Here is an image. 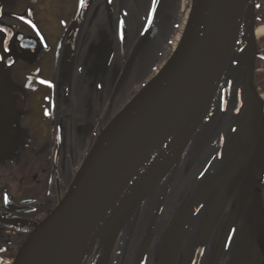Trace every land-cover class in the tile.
<instances>
[{"label": "flooded vegetation", "instance_id": "af4514ba", "mask_svg": "<svg viewBox=\"0 0 264 264\" xmlns=\"http://www.w3.org/2000/svg\"><path fill=\"white\" fill-rule=\"evenodd\" d=\"M152 4L0 0V264H15L54 194L81 168L88 144L165 61L177 12L166 18L159 0L149 22ZM250 90L251 105H235L225 121L212 103L193 132L171 131L97 229L92 264H192L196 252L199 264H264V246L254 240L258 209L264 220V109ZM256 106L260 129L250 115ZM230 159L232 168L210 183ZM230 170L225 204L213 219Z\"/></svg>", "mask_w": 264, "mask_h": 264}, {"label": "water", "instance_id": "95a60500", "mask_svg": "<svg viewBox=\"0 0 264 264\" xmlns=\"http://www.w3.org/2000/svg\"><path fill=\"white\" fill-rule=\"evenodd\" d=\"M158 1L155 0V3L152 4V16ZM225 2L226 0L204 1L191 36L176 64L170 70L157 100L136 123L115 137L105 148L99 151L96 146L92 150L64 197L45 220L36 226L31 236L26 240L15 264H45L52 257L53 252L58 251L64 244L65 239L98 197L133 165L155 151L171 134V131L178 127L185 110L188 109V104L210 76L212 70L220 64L198 122L203 118L214 99L234 51L249 0L236 1L225 55L219 53L210 56L207 53L209 39ZM246 78L249 84L250 75H247ZM145 86L138 98L124 109L106 130L126 116L136 104L147 96L148 91L144 90ZM244 169L240 168L236 171ZM234 172L231 170L224 175V182L214 199L213 219L217 217L225 204ZM245 195L244 189L236 202L234 216L243 205ZM263 238L264 220L258 209L255 216L254 240L256 242L260 240L264 246ZM257 246H259L258 243ZM260 251L264 253L263 248ZM197 253L192 264H199L200 255L198 256Z\"/></svg>", "mask_w": 264, "mask_h": 264}, {"label": "bare ground", "instance_id": "6f19581e", "mask_svg": "<svg viewBox=\"0 0 264 264\" xmlns=\"http://www.w3.org/2000/svg\"><path fill=\"white\" fill-rule=\"evenodd\" d=\"M204 1L205 0H182L178 28L167 53L166 60L156 69L155 74L145 82L146 86L144 90L148 91L147 96L134 106L131 112L119 120L114 127H111L113 129L106 136V139H100L101 142L98 146L99 151L105 148L115 137L122 134L134 123H136L157 100L164 88V82L169 75L170 70L176 64L191 36L196 20L202 10ZM236 1L237 0H226L221 10L220 16L209 39V51H207V53L210 56L219 53H223V55H225ZM243 21L244 17L242 23ZM255 34L258 37L264 36V27L257 29ZM219 67L220 64L212 70L210 76L196 92L190 104H188V109L185 110L183 118L179 121L178 128H193L195 126L203 111ZM150 155L145 156L133 165L98 197V199L84 214L80 222H78L75 226L73 231L65 239L64 244L60 247V249H63V252L54 258H49L45 264H55L56 262V264H66L65 261H69V264L73 263L79 249L84 244L89 234L108 211L112 202L119 196L127 181L132 175H134V173L141 167Z\"/></svg>", "mask_w": 264, "mask_h": 264}, {"label": "rangeland", "instance_id": "374dc122", "mask_svg": "<svg viewBox=\"0 0 264 264\" xmlns=\"http://www.w3.org/2000/svg\"><path fill=\"white\" fill-rule=\"evenodd\" d=\"M181 4H182V0L180 3V6H179V0H162V9L165 11L166 18L174 16V14H176V12H177V16H178V20H179V13L181 10ZM252 7H253V11L255 13L254 14L255 19H254L253 25L248 23V21H247V14L248 13H246V16L244 17V21L241 24V28H240L239 35H238V41L239 42L235 46L234 51L232 53V56H231L232 61H231L230 66H229L228 73L226 74V79L224 80L222 86L224 84H227V87L230 89L232 94H233V92L238 93V90L244 89L243 82H246L245 77L249 73V75H250V87H251L250 91L253 92L254 97L256 98V100L259 103H261L263 105V109H264V36L258 37L255 34V31L257 29H259L260 27H264V0H253ZM251 34H252V38L254 40L255 48L259 54L258 56L260 57V58L258 57L256 60H254L252 67L249 65V61H248V54L251 53L252 47H253V43L250 39ZM168 49H170V47ZM168 49L166 51L167 53L169 51ZM250 67H251V70L248 73H244ZM222 86H221V89H222ZM220 91L221 90L218 89V92H220ZM208 97H209V95H208ZM104 135H107L106 131H104L102 133L101 138H103ZM100 142L101 141H99V143H97L96 146H99ZM89 145H90V143L88 144V146ZM88 146H87V149H88ZM234 164H235V161L233 159H230L229 161L225 162V164L221 167V170L219 172L217 171L215 174H212L210 176L209 182L210 183L216 182L221 177L222 173L224 171H226L227 169L232 168V166ZM239 176H240V174H236L234 178L239 177ZM132 177H133V175L131 176V178ZM263 188H264V185H263ZM64 190L65 189H62L59 192L54 194L53 202H51L47 208L49 210V212L53 208H55L56 204L59 203L60 200L63 198ZM115 201H116V199L112 202L108 211L104 214L102 219H100V221L97 223V225L95 226L93 231L89 234L86 241L84 242V244L79 249V251L76 255V259L73 261L72 264H92V262L94 261L96 255H97L96 254L97 249H98L96 247L97 246V244H96L97 239L100 236L102 237V232L96 233V231L99 228V226L101 225L105 216L111 210ZM262 203L264 205V190L262 192ZM110 223L111 222H110V218H109L106 222V225H110ZM95 233H96V235H95ZM62 252H63V249H60L58 251H54L51 258L56 257L58 254H60ZM123 258H126V257L124 256L121 259H123ZM68 262L69 261H65L66 264H69ZM122 264H133V262L126 261L125 263H122Z\"/></svg>", "mask_w": 264, "mask_h": 264}, {"label": "trees", "instance_id": "16d2710c", "mask_svg": "<svg viewBox=\"0 0 264 264\" xmlns=\"http://www.w3.org/2000/svg\"><path fill=\"white\" fill-rule=\"evenodd\" d=\"M246 13L247 14V21L248 23H250L251 25H253V22H254V11H253V7L252 5H250L247 10H246ZM246 16V14H245ZM252 33V32H251ZM250 39L253 43V47H252V51L251 53L248 54V61H249V65L252 67L253 63H254V60H256L259 56L256 48H255V44H254V40L252 38V34L250 35ZM239 42V41H238ZM238 44V43H237ZM260 58V57H259ZM232 61V58L230 60V63ZM230 63L227 67V70L223 76V79H222V83L220 85V92H218L216 98H215V102H214V107H213V112L217 117H219V115H221L222 117L219 119L220 122H223L225 121L224 118L225 116H231L233 115L235 112H236V109H235V105H251V100H250V97L249 95L247 94V85H246V82H243V87L244 89H240L238 90V93L236 92H233V94L231 93L230 89L227 87V84H223L224 80L226 79V74L228 73V70H229V66H230ZM251 67L246 70L244 73H248L250 70H251ZM246 81V80H245ZM221 86H222V89H221ZM234 107V108H233ZM249 113V112H248ZM259 110L257 108V106L255 107V109H253L251 112H250V115L253 116V119H254V123H253V129H260L258 128V122H259ZM224 117V118H223ZM262 118H264V114L262 115ZM264 121V120H263ZM261 133H262V136L264 137V123L262 124L261 123ZM258 131H255L253 135H257Z\"/></svg>", "mask_w": 264, "mask_h": 264}, {"label": "snow or ice", "instance_id": "6c2138e0", "mask_svg": "<svg viewBox=\"0 0 264 264\" xmlns=\"http://www.w3.org/2000/svg\"><path fill=\"white\" fill-rule=\"evenodd\" d=\"M80 2H81V4H83V0H80ZM153 3H155V0H153ZM151 16H152V10H150V11L148 12L149 22H150V18H151ZM121 23H122V22H121ZM121 38H123V36H121ZM42 83H46V82L42 81Z\"/></svg>", "mask_w": 264, "mask_h": 264}]
</instances>
